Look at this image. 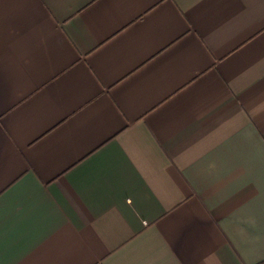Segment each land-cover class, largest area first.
I'll list each match as a JSON object with an SVG mask.
<instances>
[{"label":"crops","instance_id":"1","mask_svg":"<svg viewBox=\"0 0 264 264\" xmlns=\"http://www.w3.org/2000/svg\"><path fill=\"white\" fill-rule=\"evenodd\" d=\"M0 264H264V0H0Z\"/></svg>","mask_w":264,"mask_h":264}]
</instances>
